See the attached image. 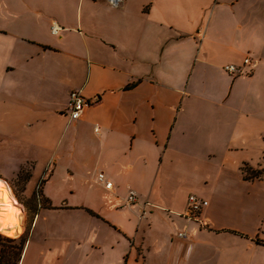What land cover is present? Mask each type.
I'll return each instance as SVG.
<instances>
[{"label": "crops", "instance_id": "1", "mask_svg": "<svg viewBox=\"0 0 264 264\" xmlns=\"http://www.w3.org/2000/svg\"><path fill=\"white\" fill-rule=\"evenodd\" d=\"M26 166L18 264H264V0H0V178Z\"/></svg>", "mask_w": 264, "mask_h": 264}, {"label": "built area", "instance_id": "2", "mask_svg": "<svg viewBox=\"0 0 264 264\" xmlns=\"http://www.w3.org/2000/svg\"><path fill=\"white\" fill-rule=\"evenodd\" d=\"M110 4L116 5L121 0H107ZM61 31V27L58 26L56 23H53L51 26V33L53 35H58ZM246 69V67H248ZM251 61L249 58H245L241 66L236 65H228L224 69L226 72L231 74L232 76L235 75H249L251 73ZM94 104L93 100L86 99L84 96H82L79 92L73 91L70 92L68 102H67V108H66V114L70 120H78L83 112ZM99 182L103 183L106 189L112 188V183L107 181L104 174L100 173L98 175ZM136 201V195L133 192H130L127 197L128 203H134ZM208 202L205 201L203 198L197 196V195H189L187 198V203L185 207V211L182 214L186 219L193 220V221H199L200 214L202 210L207 207ZM179 236H182L183 234L179 233Z\"/></svg>", "mask_w": 264, "mask_h": 264}, {"label": "rangeland", "instance_id": "3", "mask_svg": "<svg viewBox=\"0 0 264 264\" xmlns=\"http://www.w3.org/2000/svg\"><path fill=\"white\" fill-rule=\"evenodd\" d=\"M27 169H29V166L23 167L19 171L16 179L13 182L7 181L9 185L11 186L17 201L23 207L22 218H21V226H22L23 231L20 233V235L17 238L5 237L4 235L0 233V264H13L14 263L16 257L12 253H17L19 239L22 238V236H28V232L30 229V222H31L32 213L34 209L30 208L29 206L30 202L26 201L24 198L25 183L28 179ZM35 192H36V189L33 192L32 199L36 201L38 200V198L36 197L37 194ZM6 259L8 260L7 263H5Z\"/></svg>", "mask_w": 264, "mask_h": 264}, {"label": "bare ground", "instance_id": "4", "mask_svg": "<svg viewBox=\"0 0 264 264\" xmlns=\"http://www.w3.org/2000/svg\"><path fill=\"white\" fill-rule=\"evenodd\" d=\"M23 207L17 201L8 182L0 178V233L17 238L23 231L21 226ZM16 221V223H13Z\"/></svg>", "mask_w": 264, "mask_h": 264}, {"label": "trees", "instance_id": "5", "mask_svg": "<svg viewBox=\"0 0 264 264\" xmlns=\"http://www.w3.org/2000/svg\"><path fill=\"white\" fill-rule=\"evenodd\" d=\"M262 175V171L259 170H247V173L244 175V179L246 180H253L260 178ZM27 236H22V238L19 239V245L17 248V253H12L16 258L13 264H18L21 253L23 251L24 245L26 243ZM7 259L5 260V263H7Z\"/></svg>", "mask_w": 264, "mask_h": 264}, {"label": "snow or ice", "instance_id": "6", "mask_svg": "<svg viewBox=\"0 0 264 264\" xmlns=\"http://www.w3.org/2000/svg\"><path fill=\"white\" fill-rule=\"evenodd\" d=\"M0 223H2V221H0ZM13 223H14V221H13Z\"/></svg>", "mask_w": 264, "mask_h": 264}, {"label": "clouds", "instance_id": "7", "mask_svg": "<svg viewBox=\"0 0 264 264\" xmlns=\"http://www.w3.org/2000/svg\"><path fill=\"white\" fill-rule=\"evenodd\" d=\"M14 223H16V221H14Z\"/></svg>", "mask_w": 264, "mask_h": 264}]
</instances>
